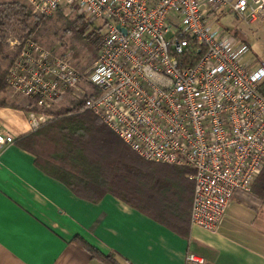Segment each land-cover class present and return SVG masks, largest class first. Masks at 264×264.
Returning <instances> with one entry per match:
<instances>
[{
    "label": "built area",
    "instance_id": "obj_1",
    "mask_svg": "<svg viewBox=\"0 0 264 264\" xmlns=\"http://www.w3.org/2000/svg\"><path fill=\"white\" fill-rule=\"evenodd\" d=\"M25 2L36 15L66 10L104 32L87 71L71 52L9 39L19 55L7 82L31 102V127L73 94L143 160L191 170V226L216 233L235 193L251 192L264 168V63L253 65L249 44L220 20L264 24V0ZM192 43L204 49L195 63ZM7 143L0 131V151Z\"/></svg>",
    "mask_w": 264,
    "mask_h": 264
},
{
    "label": "crops",
    "instance_id": "obj_2",
    "mask_svg": "<svg viewBox=\"0 0 264 264\" xmlns=\"http://www.w3.org/2000/svg\"><path fill=\"white\" fill-rule=\"evenodd\" d=\"M8 102L0 105L8 139L0 151V264H104L76 237L120 264H264V203L251 192L235 193L216 233L190 224L194 183L184 167L142 185L136 206L115 194L97 200L94 190L76 192L49 176L15 143L35 130L27 98Z\"/></svg>",
    "mask_w": 264,
    "mask_h": 264
},
{
    "label": "trees",
    "instance_id": "obj_3",
    "mask_svg": "<svg viewBox=\"0 0 264 264\" xmlns=\"http://www.w3.org/2000/svg\"><path fill=\"white\" fill-rule=\"evenodd\" d=\"M59 15L66 20L65 35L72 33L76 40L85 44L91 56L97 59L104 36L103 27L99 25L91 28L92 24L86 23L82 15L75 14V20L64 16L61 11ZM33 19L37 20L35 24ZM51 19L34 14L30 7L18 0L0 3V56L9 59L11 64L19 55V51L12 57L6 53L5 34L15 24L25 32L26 37H31L37 35ZM191 46H194L191 50V63H195L204 49L201 47L202 52L199 53L195 43ZM74 56L77 57V53ZM10 64L3 66L0 63V105L9 104L2 95L8 88ZM259 90L264 95V83ZM82 105L83 100H80L57 111H50L56 114V119L15 141L35 155L37 166L49 176L76 192L78 188L86 192L94 190L97 200L106 194H115L129 205L136 206L142 198V185L147 186L152 179L159 184V177H163L165 170L180 168L143 160L94 113L80 112ZM27 109L33 108L29 106ZM183 169L188 173L192 172ZM159 187L165 188V185L161 183ZM251 193L264 203V168L254 182ZM75 240L93 259L104 264H120L113 255L103 254L81 237H76Z\"/></svg>",
    "mask_w": 264,
    "mask_h": 264
},
{
    "label": "rangeland",
    "instance_id": "obj_4",
    "mask_svg": "<svg viewBox=\"0 0 264 264\" xmlns=\"http://www.w3.org/2000/svg\"><path fill=\"white\" fill-rule=\"evenodd\" d=\"M17 0H0V3L3 2H12ZM22 2V4L26 5L25 0H18ZM63 12L64 16L69 19L75 20L76 16L73 13H70L66 10H59L54 15L50 16L52 18L43 28L39 30L37 35H33L29 38L35 39L37 42L42 44L43 46L54 50L56 52H71L73 62L82 70H89L94 65L96 59L91 56V53L87 51L85 44L81 41L76 40V38L70 34L64 33L66 27V20L61 19L59 12ZM86 20V19H85ZM37 20L33 19V23L35 24ZM86 23L87 20H86ZM89 24V23H88ZM220 24L226 29L237 31L241 38L249 41L254 49L260 50H252L248 58H251L252 61H256L258 63H264V31L254 28L253 26L245 25L243 22L236 20L233 15L226 14L221 16ZM91 25V24H90ZM101 25L100 22H96V24H92L91 28H95ZM254 28V29H252ZM13 36L22 40L23 38H28L25 35V32L20 29V27L15 24L9 31L5 34V42L7 44L6 53L9 54L10 57L13 56L15 52L18 50H14L11 48L9 39H14ZM75 53H77V57H75ZM0 63L3 66H7L10 64V60L4 56H0ZM255 65V64H254ZM19 94L14 93L8 86L7 90L3 93V97L8 101L10 99H14ZM28 100V99H27ZM80 101L73 94L66 95L63 97L60 102L52 109L51 111H57L63 106L71 105L73 102ZM31 106V102L28 100V106ZM82 108V107H81ZM80 112H83L82 109H79ZM77 112V111H76ZM54 115V119H56V114Z\"/></svg>",
    "mask_w": 264,
    "mask_h": 264
},
{
    "label": "water",
    "instance_id": "obj_5",
    "mask_svg": "<svg viewBox=\"0 0 264 264\" xmlns=\"http://www.w3.org/2000/svg\"><path fill=\"white\" fill-rule=\"evenodd\" d=\"M124 32H125V30H124Z\"/></svg>",
    "mask_w": 264,
    "mask_h": 264
}]
</instances>
